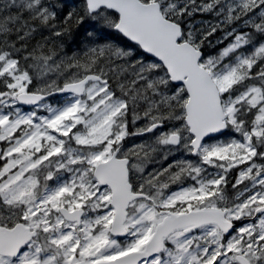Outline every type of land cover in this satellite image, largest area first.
Returning a JSON list of instances; mask_svg holds the SVG:
<instances>
[{"label":"snow or ice","instance_id":"snow-or-ice-1","mask_svg":"<svg viewBox=\"0 0 264 264\" xmlns=\"http://www.w3.org/2000/svg\"><path fill=\"white\" fill-rule=\"evenodd\" d=\"M0 264H264V0H0Z\"/></svg>","mask_w":264,"mask_h":264}]
</instances>
